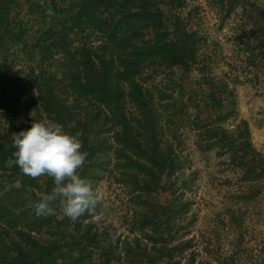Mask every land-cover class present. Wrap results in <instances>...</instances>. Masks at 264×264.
Segmentation results:
<instances>
[{
    "label": "trees",
    "instance_id": "trees-1",
    "mask_svg": "<svg viewBox=\"0 0 264 264\" xmlns=\"http://www.w3.org/2000/svg\"><path fill=\"white\" fill-rule=\"evenodd\" d=\"M22 1L31 23L18 11L20 0H0V71L9 56L5 70L12 71L15 60L26 65L11 78L0 72V264H179L184 252L195 264L201 251L182 238L197 220L190 216L194 200L186 198L195 172L187 174L189 160L181 153L184 122L198 149L214 152L232 173L227 181L234 180L237 190L227 219L244 235L248 207L264 201V156L246 120L235 130L225 125L235 116L234 89L207 70L203 38L182 15L186 0ZM258 15L263 24L254 28V50L264 59V10ZM174 68L187 77L198 71L207 92L187 95L172 76L164 77L167 84L155 82L157 73ZM198 93L205 99L193 102ZM226 101L231 109L223 111ZM207 109L216 115L204 117ZM44 119L80 139L87 157L79 174L93 189L109 172L137 194L127 234L99 218L101 205L95 216L76 221L55 205L47 217L28 207L51 191L54 180L21 172L11 136ZM158 190L170 198L158 201Z\"/></svg>",
    "mask_w": 264,
    "mask_h": 264
},
{
    "label": "rangeland",
    "instance_id": "rangeland-1",
    "mask_svg": "<svg viewBox=\"0 0 264 264\" xmlns=\"http://www.w3.org/2000/svg\"><path fill=\"white\" fill-rule=\"evenodd\" d=\"M20 1L18 11L24 15L22 13H27V5ZM161 6L168 10L164 3ZM262 10L264 0H186L182 15L189 27L198 30L203 38V50L209 57L207 70L226 80L234 89L235 116L227 120L225 125L230 130H235L242 120H246L252 142L264 156V59L258 57V52L254 50L257 44L254 28L263 24L262 17L258 15ZM28 18L29 16L24 15L25 22L31 23L32 20ZM7 60L11 63L13 57L9 56ZM10 63L1 67L4 69L1 71L10 75V78L14 72L26 66L24 62L15 60L13 69L9 72L5 69ZM165 74V69L157 73L155 82L161 80L163 85L167 84L165 78L172 76L175 82L184 86L187 95H193L205 88L201 74L196 70L188 77L180 68H174L169 75ZM2 83L1 80L0 84ZM174 96L178 100L184 98L176 90ZM186 99L187 97L184 101ZM200 99L204 100L205 94L198 93L193 102ZM230 109L231 105L226 101L223 111ZM186 110L188 116L197 112L191 104ZM214 111L207 109L204 117L207 114L214 117ZM190 127L189 122L182 125L184 142L181 153L189 160L187 174L195 172L193 190L186 198L190 196L194 200L190 216L196 215L197 220L191 234L195 236L182 238L193 239V243L201 251L195 264H199V260H204L207 264H264V201L248 207L250 214H247L242 227L244 235H241V228L237 224L230 225L226 213V208L237 190L234 180L230 183L227 181L232 178V173L226 165L219 163L214 152L203 153L198 149L197 137ZM96 189L104 195L99 218L114 224L119 234H127V222H130L137 209V194L126 185L118 183L109 172H105L103 178L97 181L94 190ZM169 198L168 193L158 190V201L165 202ZM119 237L121 241L127 238ZM128 238L133 240L135 236ZM130 244L136 247L134 243L127 246ZM184 256L186 258L180 259L179 264H189V252H184Z\"/></svg>",
    "mask_w": 264,
    "mask_h": 264
},
{
    "label": "clouds",
    "instance_id": "clouds-1",
    "mask_svg": "<svg viewBox=\"0 0 264 264\" xmlns=\"http://www.w3.org/2000/svg\"><path fill=\"white\" fill-rule=\"evenodd\" d=\"M15 162L21 172L39 179L50 177L54 187L29 202L37 217L52 215L54 207L72 221L88 214L95 216L104 195L79 174L87 153L81 151L80 139L66 131L62 124L50 119L33 120L30 128L13 132L11 136Z\"/></svg>",
    "mask_w": 264,
    "mask_h": 264
}]
</instances>
